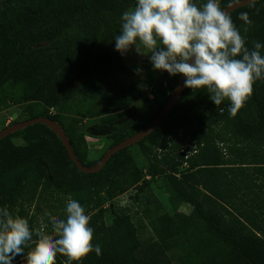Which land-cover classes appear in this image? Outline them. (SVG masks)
<instances>
[{
    "label": "trees",
    "instance_id": "obj_1",
    "mask_svg": "<svg viewBox=\"0 0 264 264\" xmlns=\"http://www.w3.org/2000/svg\"><path fill=\"white\" fill-rule=\"evenodd\" d=\"M238 1L218 3L224 10ZM132 5L135 0H0V91L24 82L28 91L22 102L45 108L30 118L57 122L86 167L96 166L110 149L143 132L182 78L166 72L165 82L154 89V98L160 93L155 115L145 116L132 106L141 94L121 83L129 67L114 41L120 16ZM242 13L250 23L239 18ZM230 16L249 50L255 42L264 43V0ZM99 96L112 104L118 100L113 104L117 114L99 123L108 129L110 144L101 157L89 160L79 120H63L50 111ZM220 107L222 113L206 92L186 89L170 114L135 145L148 162L145 171L132 147L116 154L100 172L85 174L47 126L12 134L0 141V206L16 215L31 185L34 192L42 188L72 196L90 215L93 243L102 249L80 264H172L174 259L178 264H264V81L254 83L235 116H229L227 102ZM14 138L25 144L17 145ZM159 178L170 205L187 206L191 214L157 217L152 223L156 241L149 244L142 243L129 214L107 224L106 203L131 189L136 190L134 200L143 202ZM66 262V256L57 255L55 264ZM14 264H26L25 257L18 256Z\"/></svg>",
    "mask_w": 264,
    "mask_h": 264
},
{
    "label": "clouds",
    "instance_id": "obj_2",
    "mask_svg": "<svg viewBox=\"0 0 264 264\" xmlns=\"http://www.w3.org/2000/svg\"><path fill=\"white\" fill-rule=\"evenodd\" d=\"M239 18L250 23L247 13ZM114 41L122 56L134 50L149 58L153 71L182 76L184 88L206 92L221 113L227 102L229 116L244 106L254 83L264 81V43L255 42L249 50L218 0H135V7L121 14ZM45 216V227L50 225L56 238L34 232L28 219L0 206V264H14L18 256L26 264H55L58 254L67 257L66 264H80L89 253L101 254L80 202L67 198L64 219ZM34 235L39 239L25 255Z\"/></svg>",
    "mask_w": 264,
    "mask_h": 264
},
{
    "label": "rangeland",
    "instance_id": "obj_3",
    "mask_svg": "<svg viewBox=\"0 0 264 264\" xmlns=\"http://www.w3.org/2000/svg\"><path fill=\"white\" fill-rule=\"evenodd\" d=\"M134 7L132 5L128 10ZM49 45V43L44 44V46ZM123 58L129 67V74L120 78L121 83L123 86L132 88V92L141 94L138 100L132 101V106H135L145 116L155 115L158 111L156 99H160V93H157L156 98H154L153 90L159 89L160 84L165 82L166 72L153 71L149 58L136 54L134 50L123 55ZM137 68L143 70L139 75L135 73ZM27 89L24 82H17L0 91V132L13 124L31 120V114L38 117L45 112L44 106L40 103L22 102L21 98L28 91ZM152 97L154 100L151 99ZM116 102L118 100L115 99L113 104ZM113 104L101 99L100 96L94 99L88 97L86 100L80 98L64 104L61 108L52 109L50 115L60 116L63 120H79V126L87 137L89 160H96L101 157L110 144L107 140L108 129L100 127L99 123L116 116L117 113H114L116 109ZM14 115L18 116L17 120H14ZM13 142L17 145L25 144L21 138H14ZM130 152L138 161L140 169L145 171L148 162L140 153L139 148L133 146ZM26 191L27 194L21 203L22 206H18L16 209V215L28 219L30 228L34 232H43L49 237L56 238L50 225L45 227L48 224V217L45 216V213H49L54 219H64L65 204L69 196L51 190L43 191L42 188L34 192L32 185ZM135 194L136 190L131 189L115 201L106 203L104 207L106 222L108 225L112 224L115 216L119 214L131 215L138 226L139 236L143 244L156 241L152 223L157 217L164 214L173 215L175 212L192 213V210L187 206L173 207L170 205L169 194L164 188L163 179L159 178L151 185L143 197V202H136L134 200ZM38 239L39 237L34 235L31 244H35ZM176 260L174 259L172 264H178Z\"/></svg>",
    "mask_w": 264,
    "mask_h": 264
},
{
    "label": "water",
    "instance_id": "obj_4",
    "mask_svg": "<svg viewBox=\"0 0 264 264\" xmlns=\"http://www.w3.org/2000/svg\"><path fill=\"white\" fill-rule=\"evenodd\" d=\"M259 0H255L257 2ZM253 3L252 0H241L238 2H234L231 5H229L224 11H226L229 15L236 10L243 8L249 4ZM183 80L184 78H181L179 87L177 90L174 92L168 103L164 106V108L159 112V114L156 116V118L151 122V124L141 133L129 138L128 140L124 141L123 143L115 146L114 148L110 149L104 158L99 162L94 167H86L85 165L82 164V162L79 161L77 158L72 145L70 141L68 140L64 130L62 127L55 122L52 119L48 118H35L28 120L26 122H20L13 124L9 126L8 128L2 130L0 132V141L3 139L9 137L12 134H15L19 131H22L30 126L33 125H45L48 128H50L61 140L63 143L64 147L66 148L71 160L75 163L79 171L85 173V174H96L100 172L106 165L107 163L120 151L131 148L135 145H137L139 142H141L143 139H145L147 136H149L158 126L159 124L170 114V112L173 110L175 107L176 103L179 101L180 97L186 90V88L183 87ZM17 115H14V120H17Z\"/></svg>",
    "mask_w": 264,
    "mask_h": 264
},
{
    "label": "built area",
    "instance_id": "obj_5",
    "mask_svg": "<svg viewBox=\"0 0 264 264\" xmlns=\"http://www.w3.org/2000/svg\"><path fill=\"white\" fill-rule=\"evenodd\" d=\"M153 93L155 94V93H156V91H155V90H153ZM151 99L153 100V97H152Z\"/></svg>",
    "mask_w": 264,
    "mask_h": 264
}]
</instances>
